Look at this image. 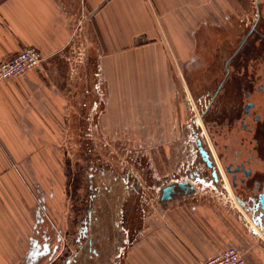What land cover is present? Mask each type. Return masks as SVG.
Returning <instances> with one entry per match:
<instances>
[{"label": "crops", "instance_id": "crops-1", "mask_svg": "<svg viewBox=\"0 0 264 264\" xmlns=\"http://www.w3.org/2000/svg\"><path fill=\"white\" fill-rule=\"evenodd\" d=\"M236 4L242 6L238 0H0V61L25 47L43 58L37 69L0 83V264H35L55 250L51 204L60 197L62 164L56 139L64 130L66 88L78 83L72 73L111 72L114 94L122 70L180 69L202 30H219L214 47L228 46V33L238 30ZM197 193L166 201L143 234L123 239L118 263L201 264L234 246L247 264H264V239L251 215L226 196L207 200Z\"/></svg>", "mask_w": 264, "mask_h": 264}, {"label": "rangeland", "instance_id": "rangeland-1", "mask_svg": "<svg viewBox=\"0 0 264 264\" xmlns=\"http://www.w3.org/2000/svg\"><path fill=\"white\" fill-rule=\"evenodd\" d=\"M238 1L242 6L236 4L233 9L238 13L244 9L243 14L246 12L245 15L254 18L255 0ZM222 37L219 30L199 32L195 50L202 60L207 63L212 60L214 43H219ZM169 57L173 60L172 55ZM191 70L186 66L184 71L155 72L144 64L137 70H122L114 94L108 85L112 81L111 72L98 77V72L90 67L88 71L72 73L78 83H70L66 88L70 93L64 111V130L56 139L57 153L62 159L58 167L60 197L51 204L55 228L51 231V243L56 245L50 259L44 257L35 264H66L74 254L76 233L90 195L88 177L94 178L101 168L116 175L133 174L134 186L124 207L127 214L125 231L130 229L132 240L144 233L147 223L159 212L160 189L169 180L184 175L183 171L189 168L193 158L188 131L192 126V112L186 98L181 96L186 90L182 84L184 79L196 91L199 87L195 86L200 85L197 80L206 76L204 68ZM81 75L87 78L83 86L78 79ZM201 125L208 140L205 124ZM196 184L198 195L214 197L209 186L202 189L208 184ZM229 201L246 215L232 194Z\"/></svg>", "mask_w": 264, "mask_h": 264}, {"label": "flooded vegetation", "instance_id": "flooded-vegetation-1", "mask_svg": "<svg viewBox=\"0 0 264 264\" xmlns=\"http://www.w3.org/2000/svg\"><path fill=\"white\" fill-rule=\"evenodd\" d=\"M254 8V18L243 14L244 9L236 13L240 15L235 22L238 30L228 33V46L215 48L210 62L202 60L196 45L178 69L204 68L206 78L197 80L196 91L183 79L186 90L181 96L192 112L188 131L193 158L184 175L160 189V207L166 203L160 199L162 189L172 186L173 199L184 190L185 195L195 193V184L202 182L208 184L202 189L209 186L215 195L230 198L232 194L253 222L264 226L258 203L264 188V0H255ZM201 124H205L209 141ZM88 179L90 195L76 233L77 248L66 264H119L121 242L131 236L124 231V207L134 176L101 168ZM183 182L187 183L185 189L178 187Z\"/></svg>", "mask_w": 264, "mask_h": 264}, {"label": "built area", "instance_id": "built-area-1", "mask_svg": "<svg viewBox=\"0 0 264 264\" xmlns=\"http://www.w3.org/2000/svg\"><path fill=\"white\" fill-rule=\"evenodd\" d=\"M42 62L43 58L39 51L25 47L0 61V83L6 79L18 78L28 70L38 68ZM201 264H247V262L241 250L228 246Z\"/></svg>", "mask_w": 264, "mask_h": 264}, {"label": "water", "instance_id": "water-1", "mask_svg": "<svg viewBox=\"0 0 264 264\" xmlns=\"http://www.w3.org/2000/svg\"><path fill=\"white\" fill-rule=\"evenodd\" d=\"M202 154H204V152ZM186 184H187L186 182L180 183V184H178V187L185 189L184 186ZM171 190H172V186H168V187L162 189L160 199L163 201L170 200V194L172 192ZM187 193H188L187 190H184V194H187ZM258 203H259L260 209L262 210V213L264 215V188H263V193L261 194ZM255 224L258 225L264 233V226H262L260 222H256Z\"/></svg>", "mask_w": 264, "mask_h": 264}]
</instances>
